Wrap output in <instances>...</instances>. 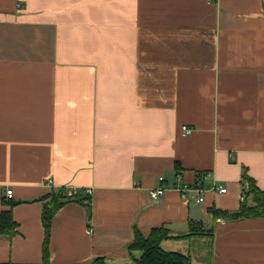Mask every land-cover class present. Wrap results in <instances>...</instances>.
I'll list each match as a JSON object with an SVG mask.
<instances>
[{"label":"crops","instance_id":"crops-1","mask_svg":"<svg viewBox=\"0 0 264 264\" xmlns=\"http://www.w3.org/2000/svg\"><path fill=\"white\" fill-rule=\"evenodd\" d=\"M253 183L264 0H0V212L18 224L0 263H42L44 206L74 187L90 202L55 214L52 264H134L136 230L160 227L192 264H264V217L209 212L253 203Z\"/></svg>","mask_w":264,"mask_h":264},{"label":"trees","instance_id":"trees-1","mask_svg":"<svg viewBox=\"0 0 264 264\" xmlns=\"http://www.w3.org/2000/svg\"><path fill=\"white\" fill-rule=\"evenodd\" d=\"M245 179L251 181V179L244 174ZM253 196V203L248 198H244L241 202L240 208L237 211L230 212L228 210H218L215 207L209 208V212L212 213L214 219L223 218L227 221L264 217V192L256 188L255 184L251 186L248 196ZM51 201L46 204L43 209L42 223L45 230V239L43 243V261L41 264H52L50 262V250L49 243L51 237V225L53 218L57 211L68 201L90 202L89 197L76 199H69L64 196L61 191L51 193ZM14 203L11 204V207ZM18 224L14 220L12 210H5L0 212V236L12 237L17 234ZM191 230V233L184 237L201 234L202 231ZM207 231V230H206ZM210 231H207L209 233ZM178 238L173 236L169 229L166 227L155 228L147 236L143 235L139 230H136L133 242L129 245V252H141V256L138 259H134V264H192L189 255L179 252H169L163 250L161 244L163 241ZM0 264H15V263H0ZM91 264H106L104 259L97 258L92 261Z\"/></svg>","mask_w":264,"mask_h":264},{"label":"built area","instance_id":"built-area-1","mask_svg":"<svg viewBox=\"0 0 264 264\" xmlns=\"http://www.w3.org/2000/svg\"><path fill=\"white\" fill-rule=\"evenodd\" d=\"M182 130L184 132V134H191L192 133V129L189 128L188 126H183ZM161 181L164 180V178H160ZM190 190V188H188L187 186L181 187V191L183 192V194L187 191ZM192 190V189H191ZM195 192V196L193 198H195L196 201L202 203L204 201V198L202 196H199L200 190L198 188H195L193 190ZM222 192H225V189H221ZM166 192V187L164 185H161L160 187L151 190L150 192V196L153 199H159L161 196H163ZM92 190L88 189L87 190V194H91ZM6 196L7 198H12L13 196V190H7L6 192ZM64 196H66L69 199H76L79 196V192L76 188L72 187V188H68V190L64 193ZM91 232V230H89Z\"/></svg>","mask_w":264,"mask_h":264},{"label":"rangeland","instance_id":"rangeland-1","mask_svg":"<svg viewBox=\"0 0 264 264\" xmlns=\"http://www.w3.org/2000/svg\"><path fill=\"white\" fill-rule=\"evenodd\" d=\"M140 256H141V252H140ZM140 256H139V258H140ZM204 261H205L204 257L203 258H199V259H196L195 260V263L194 264H202V262H204Z\"/></svg>","mask_w":264,"mask_h":264}]
</instances>
